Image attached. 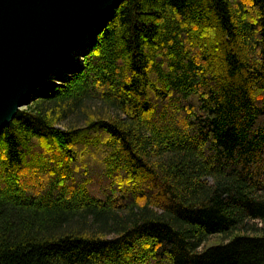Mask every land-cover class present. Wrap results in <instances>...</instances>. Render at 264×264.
<instances>
[{
  "label": "trees",
  "instance_id": "obj_1",
  "mask_svg": "<svg viewBox=\"0 0 264 264\" xmlns=\"http://www.w3.org/2000/svg\"><path fill=\"white\" fill-rule=\"evenodd\" d=\"M86 50L0 135V264H264V0H126Z\"/></svg>",
  "mask_w": 264,
  "mask_h": 264
},
{
  "label": "water",
  "instance_id": "obj_2",
  "mask_svg": "<svg viewBox=\"0 0 264 264\" xmlns=\"http://www.w3.org/2000/svg\"><path fill=\"white\" fill-rule=\"evenodd\" d=\"M125 0H0V135Z\"/></svg>",
  "mask_w": 264,
  "mask_h": 264
},
{
  "label": "bare ground",
  "instance_id": "obj_3",
  "mask_svg": "<svg viewBox=\"0 0 264 264\" xmlns=\"http://www.w3.org/2000/svg\"><path fill=\"white\" fill-rule=\"evenodd\" d=\"M86 52H87L86 49H81V50L79 49L77 52H75V54L70 55V57L68 58V60L71 61V63H72L71 66L64 69L66 62L68 61L67 60L64 63V65L60 68V70L58 71L59 78L57 80H55V82L58 83L59 85H62L60 83V80L63 78V76H66L69 73L71 74L72 71L77 70L79 68V66L82 65L83 58L81 57V55L84 54V53H86ZM55 82L53 81L51 83H55ZM61 129H63V128H61Z\"/></svg>",
  "mask_w": 264,
  "mask_h": 264
},
{
  "label": "rangeland",
  "instance_id": "obj_4",
  "mask_svg": "<svg viewBox=\"0 0 264 264\" xmlns=\"http://www.w3.org/2000/svg\"><path fill=\"white\" fill-rule=\"evenodd\" d=\"M48 83H50V82H48ZM24 108H26V107H24ZM23 108V109H24ZM62 128V127H61ZM256 224L259 226V227H262V225H261V223L260 222H256ZM215 240H220V238H218V237H216V238H214Z\"/></svg>",
  "mask_w": 264,
  "mask_h": 264
}]
</instances>
